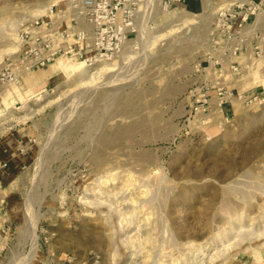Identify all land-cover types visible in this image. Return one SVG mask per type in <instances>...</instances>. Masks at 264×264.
<instances>
[{"label": "rangeland", "instance_id": "374dc122", "mask_svg": "<svg viewBox=\"0 0 264 264\" xmlns=\"http://www.w3.org/2000/svg\"><path fill=\"white\" fill-rule=\"evenodd\" d=\"M247 1L129 0L135 31L90 66L65 54L82 0H0V71L61 23L55 61L0 84L1 264H264V0L245 49L217 29Z\"/></svg>", "mask_w": 264, "mask_h": 264}, {"label": "built area", "instance_id": "2783aa9c", "mask_svg": "<svg viewBox=\"0 0 264 264\" xmlns=\"http://www.w3.org/2000/svg\"><path fill=\"white\" fill-rule=\"evenodd\" d=\"M179 1L186 2L188 0ZM238 3H234L236 7L234 10H224L219 13L220 19H218L219 25H217L219 33H222L230 43L234 52L247 47L248 37L254 31L248 22L251 17L256 15L257 10V5L253 0ZM81 6L80 14L91 25L92 33L89 36L87 30H82L75 37L76 42L67 45L65 54H71L74 51L72 47L80 44L79 50L74 52L90 66L113 60L116 57L115 49L119 48L121 44L123 46L127 35L135 31L133 28L134 9L129 0H82ZM221 18L224 24H220ZM226 21L231 24L226 25ZM35 25L38 31L29 38L28 47L19 56L9 60L8 63L6 62L0 71L2 86L17 84L27 73L49 66L55 61L61 48L51 50L50 45L45 42L53 32L57 35L60 34L61 23L53 25L50 21L45 23L37 20ZM45 29L48 31H44ZM254 48L258 51L261 50L260 45H256ZM229 68L232 71L238 70L235 65L229 66Z\"/></svg>", "mask_w": 264, "mask_h": 264}, {"label": "crops", "instance_id": "0c3cea01", "mask_svg": "<svg viewBox=\"0 0 264 264\" xmlns=\"http://www.w3.org/2000/svg\"><path fill=\"white\" fill-rule=\"evenodd\" d=\"M19 138L17 137V134L14 135V133L9 132L7 134V139L4 140L1 138L0 140V181L5 180L7 176H10L11 172H13L15 169L12 167L14 159L16 158V153L14 146L17 147L19 143ZM4 164L8 167H4ZM2 184L0 187V198L3 197L2 194ZM2 203V200H0V204ZM3 233L5 231L3 230ZM1 264V263H0Z\"/></svg>", "mask_w": 264, "mask_h": 264}]
</instances>
